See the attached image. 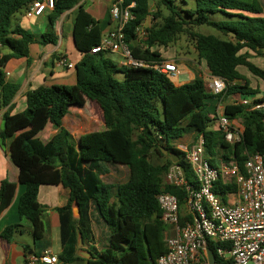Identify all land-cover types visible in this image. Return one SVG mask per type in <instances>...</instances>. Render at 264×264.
Masks as SVG:
<instances>
[{
  "label": "trees",
  "instance_id": "trees-1",
  "mask_svg": "<svg viewBox=\"0 0 264 264\" xmlns=\"http://www.w3.org/2000/svg\"><path fill=\"white\" fill-rule=\"evenodd\" d=\"M36 1L0 0V44L10 51L0 59L1 104L9 106L3 115L0 142L8 144L11 161L19 169L18 182L25 186L18 211L32 226L33 255L50 246L46 209L38 199L40 188L62 185L69 189L70 197L58 209L61 264L78 260L86 264H157L167 253V227L161 220L157 196L174 165L171 156L179 157L177 165L184 168L188 181L194 177L178 143L190 135H203L212 164L237 159L242 166L249 155L264 153L263 112L238 103L226 105L224 114L240 120L244 127L242 140L231 144L221 131L209 129L213 119L206 109L210 99L260 94L238 68L243 66L264 81V68L251 62L249 53H242L247 49L262 54L264 50V8L259 0H196L194 10L180 8L184 0H122L124 6L134 4L133 19L124 28L133 59L149 64L163 61L158 48L168 47L181 34L189 35L209 74L228 82L225 93L216 96L203 79L176 86L153 68L118 66L106 53H92L101 42V22L87 11L83 0H56L54 8L47 10L48 26L40 44H57L56 23L71 11L74 45L82 55L75 65L76 84L30 90L27 108L12 114L20 86L7 81L2 68L13 59L27 58L31 64L30 46L38 41L29 30L12 27L11 18ZM218 13L229 20H212ZM150 18L148 36L139 40L137 29ZM201 26L212 27L222 36L199 33ZM116 73L123 74L122 81L113 77ZM236 81L242 83L233 84ZM89 101L102 109L106 129L83 134L76 141L63 120L71 106L88 110ZM48 122L60 131L45 143L36 134ZM154 159L165 161L155 163ZM16 189L17 184L9 180L1 183L0 215L12 203ZM215 190L224 197L235 193L237 186L219 181ZM165 191L184 204V189L167 185ZM74 201L80 206L79 218L73 216ZM19 227H6L1 237L11 240ZM80 234L90 253L88 259L78 255ZM219 246L210 243L209 248L216 253Z\"/></svg>",
  "mask_w": 264,
  "mask_h": 264
},
{
  "label": "built area",
  "instance_id": "built-area-1",
  "mask_svg": "<svg viewBox=\"0 0 264 264\" xmlns=\"http://www.w3.org/2000/svg\"><path fill=\"white\" fill-rule=\"evenodd\" d=\"M55 1L34 2L26 9V16L29 19L42 16L54 8ZM133 7L134 4L124 6L122 0L113 1L109 12L117 27L102 35L92 53H121L128 66L150 67L169 78L178 77L181 71L173 61L149 64L133 59L124 34L126 24L133 19ZM137 33L139 40L148 36L145 26L139 27ZM58 65L73 66L64 58ZM210 78L209 92L216 96L224 94L227 80L219 76ZM236 103L264 113V97L257 96L253 100L242 97ZM217 123L227 142L236 144L242 140L244 129L225 114L217 118ZM178 148L184 152V160L195 180L188 181L184 168L177 163L165 175L166 181L157 201L162 211L161 220L167 227V253L157 264H211L210 243L220 244L216 253L213 252L215 264H264V153L249 155L242 166L237 159L214 165L206 153L203 135L192 145ZM219 181L234 183L237 191L222 197L215 190ZM167 185L186 191L183 205L177 196L165 191ZM26 264H59V258L46 249L38 256H28Z\"/></svg>",
  "mask_w": 264,
  "mask_h": 264
},
{
  "label": "crops",
  "instance_id": "crops-1",
  "mask_svg": "<svg viewBox=\"0 0 264 264\" xmlns=\"http://www.w3.org/2000/svg\"><path fill=\"white\" fill-rule=\"evenodd\" d=\"M114 0H107L105 2V6L102 10H96L95 7L99 6L100 0H83L82 2L85 5V8L89 5L90 8H87V11L92 14L94 18L101 22V27L103 31V35L109 33L117 27V23L114 22L110 16V7ZM247 2H251L252 0H244ZM264 8V0H259ZM48 11H46L42 16L37 18V25L39 33L32 32L36 39L37 43H34L30 46V56L28 63L27 58L23 59H13L8 61L2 69H4V73L6 74V80L20 86V90L18 91L16 97L14 98L13 111L12 114H17L23 112L27 108V93L30 90H34L39 88L40 86H51V85H70L73 86L76 84V72L75 65L81 60L82 55L77 51L74 40H73V14L71 11L66 12L62 15L61 19L56 23V35L58 37V41L56 45L47 44L42 45L40 41L42 40V35L48 26V21H46L45 17L48 19ZM146 23L143 25L146 27ZM19 26V25H18ZM17 27V26H16ZM160 51V47L158 48ZM244 51V50H243ZM242 53H250L252 51L245 50ZM161 52V51H160ZM10 51L6 48L0 49V59L5 55L9 54ZM122 57V65H127L125 57L118 53ZM162 57L165 60H170L175 62L181 74L189 75L188 81L179 82L178 77L170 78L171 81L176 82V86H181L186 83H190L195 79H202V74L196 71L193 67H189L184 64L182 61L176 59V57H167L164 53L161 52ZM66 59L69 63H71L72 67H62L58 65V61L60 59ZM249 60L253 62V57L250 56ZM254 63V62H253ZM255 64V63H254ZM189 65V64H188ZM258 66V65H257ZM241 67L238 68L240 71ZM264 68V66H259ZM202 73L208 75L210 78L208 68L203 70L201 65ZM245 68V67H244ZM247 69V68H245ZM244 69V70H245ZM248 70V69H247ZM241 73V72H240ZM250 75L252 74L249 72ZM254 77V76H253ZM256 78V77H254ZM211 80V78H210ZM70 81L71 84H67ZM208 88V84L210 82H205ZM242 82L236 81L233 84H240ZM251 87L255 88L251 83ZM233 95L229 97H225L222 99H210L207 103V110L210 113V117L213 119L209 129L213 131H218V123L217 118L224 114L225 106L228 104H234L242 96ZM93 101H89V107H93ZM97 104V103H96ZM77 108V109H76ZM97 112L94 116L92 114V110H84L79 106H75L74 108L70 107L69 114L63 120V126L67 128L74 139L77 141L79 137L86 133L91 132H100L106 129V124L104 120V115L102 109L97 104L94 106ZM9 109V106H3L1 104L0 98V131L3 128V115ZM234 123L243 127L240 120H233ZM60 131V128L54 124L46 123L44 128L36 134V137L42 140L43 142H48L53 136H55ZM41 135V137H40ZM187 138H191V136L185 137L182 141L178 143L177 147H184L187 145H192L195 143L197 137L194 136L193 140H187ZM222 160H217V164L223 163ZM19 169L13 164L10 157V149L8 144L4 145L0 142V187L1 183L4 180H9L17 184V189L15 196L13 198L12 203L1 213L0 215V264H26V258L30 255H33L35 252V241L32 234V226L26 220L20 217L18 211L19 199L22 194L25 192V186L21 185L18 182ZM192 180H195L193 177ZM70 197L69 189L65 188L62 185L54 186V185H44L41 186L39 191V202L45 207L46 211L44 214V222L47 228V239L50 241V246L47 248L56 254L59 258L62 253V247L60 251L55 250L54 245H56L60 241V218L58 214V209L66 206ZM10 225H20L18 230L15 232L14 236L11 240H5L1 237V233L3 230ZM84 246V245H83ZM78 252V255L82 258L88 259V255L85 252H88L87 247L84 246ZM75 262H79L82 264H86L85 261L78 260ZM59 264L61 261L59 260Z\"/></svg>",
  "mask_w": 264,
  "mask_h": 264
},
{
  "label": "rangeland",
  "instance_id": "rangeland-1",
  "mask_svg": "<svg viewBox=\"0 0 264 264\" xmlns=\"http://www.w3.org/2000/svg\"><path fill=\"white\" fill-rule=\"evenodd\" d=\"M106 1L107 0H100L99 6L98 7L96 6L95 9L103 11L104 10L103 7L105 6ZM196 5H197L196 0H184V2H181L180 8L194 10V9H196ZM87 8H90L89 5L86 7V9ZM211 18L214 21H224V20L228 21L229 20V18H227L226 16H224L220 13L212 15ZM45 19H46V21H48V19L46 17H45ZM36 21H37V18L29 19L26 16V9L25 8H22L19 12H17L11 18L12 27H16L19 25L21 28H23L25 30L33 31L34 33L38 34L39 31H38V25H37ZM151 22L152 21L150 18L147 21L146 26H149L151 24ZM197 31L199 33L206 34V35L209 34V35H215V36H222L217 30H215L212 27H208V26H201V27L197 28ZM160 51L162 53H164L167 57H172V56L176 57V59H178L179 61H182L187 66L193 67L196 71H198L199 73L202 74V79L205 82H210V78L208 77V75H205L204 72L202 73L201 68H199V66L201 65L202 69L205 70L206 69V63L199 59L198 52H197L196 46H195V41L192 40V38L189 35H186V34L179 35L177 40L174 43L170 44L168 47H164V46L162 47L161 46ZM250 54H251L250 56L253 57V62L256 65L264 66V50L262 51V54H256L254 52H251ZM106 55H107L106 56L107 58L112 60L118 66H123L122 65V57L118 53H106ZM244 69H245L244 67H241V69H240L241 74L244 75L246 78H248L256 89L260 90V94H258V95L240 94L239 96L245 97L248 100H253L257 96L264 97V81L259 79V78H254L253 75L248 76V75H250L249 71L247 69H245V70ZM3 71H4V69H3ZM113 77L118 81L123 80V74H121V73L113 74ZM178 80H179V82L188 81L189 75L180 74ZM63 82H67V84H71L70 81H63ZM75 82L76 81H74V83ZM173 83H174V85H176L175 81H173ZM81 104L83 105V102H81ZM93 105L95 106L97 104L94 103ZM94 106L92 108L89 107L88 110H92V114L96 115L97 110H96V108H94ZM72 107L74 108L75 106H72ZM190 136H191V138H187V140H193L194 139L193 135H190ZM40 137H41V135H40ZM162 160L165 161L164 159H160V160L154 159V162L158 163ZM215 164H217V162ZM165 181H166V176L164 177V182ZM39 244H41V242H39ZM54 248H55L56 252L61 250V245H60L59 241L56 245H54ZM82 248H84V246H82ZM69 264H82V263L72 262Z\"/></svg>",
  "mask_w": 264,
  "mask_h": 264
},
{
  "label": "water",
  "instance_id": "water-1",
  "mask_svg": "<svg viewBox=\"0 0 264 264\" xmlns=\"http://www.w3.org/2000/svg\"><path fill=\"white\" fill-rule=\"evenodd\" d=\"M165 153H167V151L165 150ZM172 161L173 163H177L178 160H179V157L178 156H175V155H172ZM72 210H73V216L74 218H79L80 215H81V211H80V206L78 204L77 201H74L73 205H72ZM84 245V242H83V237L82 235L80 234L79 235V246H83ZM86 255H88V257H90V253L89 252H85ZM208 255H209V259H210V263L211 264H215L216 262V259H215V256L213 254L212 251H209L208 252Z\"/></svg>",
  "mask_w": 264,
  "mask_h": 264
}]
</instances>
